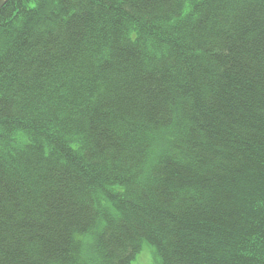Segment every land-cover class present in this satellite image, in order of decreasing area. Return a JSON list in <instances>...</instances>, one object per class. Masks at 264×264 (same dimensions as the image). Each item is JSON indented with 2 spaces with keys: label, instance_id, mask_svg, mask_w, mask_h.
I'll use <instances>...</instances> for the list:
<instances>
[{
  "label": "trees",
  "instance_id": "16d2710c",
  "mask_svg": "<svg viewBox=\"0 0 264 264\" xmlns=\"http://www.w3.org/2000/svg\"><path fill=\"white\" fill-rule=\"evenodd\" d=\"M144 244L264 264V0H9L0 264Z\"/></svg>",
  "mask_w": 264,
  "mask_h": 264
},
{
  "label": "rangeland",
  "instance_id": "374dc122",
  "mask_svg": "<svg viewBox=\"0 0 264 264\" xmlns=\"http://www.w3.org/2000/svg\"><path fill=\"white\" fill-rule=\"evenodd\" d=\"M131 264H160V262L159 258L154 252V248H152V246L149 244H144L141 252L137 255V257L132 261Z\"/></svg>",
  "mask_w": 264,
  "mask_h": 264
},
{
  "label": "water",
  "instance_id": "95a60500",
  "mask_svg": "<svg viewBox=\"0 0 264 264\" xmlns=\"http://www.w3.org/2000/svg\"><path fill=\"white\" fill-rule=\"evenodd\" d=\"M9 0H0V10L4 7V5L8 2Z\"/></svg>",
  "mask_w": 264,
  "mask_h": 264
}]
</instances>
